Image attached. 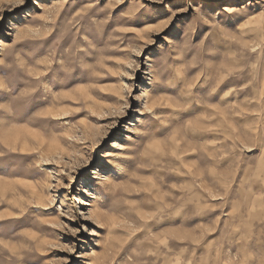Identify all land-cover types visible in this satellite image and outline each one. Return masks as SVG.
Listing matches in <instances>:
<instances>
[{
  "label": "rangeland",
  "instance_id": "rangeland-1",
  "mask_svg": "<svg viewBox=\"0 0 264 264\" xmlns=\"http://www.w3.org/2000/svg\"><path fill=\"white\" fill-rule=\"evenodd\" d=\"M162 2L0 0V112L43 101L0 119V264H261L264 7L205 0L165 36L136 23Z\"/></svg>",
  "mask_w": 264,
  "mask_h": 264
},
{
  "label": "snow or ice",
  "instance_id": "snow-or-ice-1",
  "mask_svg": "<svg viewBox=\"0 0 264 264\" xmlns=\"http://www.w3.org/2000/svg\"><path fill=\"white\" fill-rule=\"evenodd\" d=\"M20 3L23 4L24 0H20ZM165 5L170 6V8L166 7ZM193 6H195L196 8L203 7V10L205 11V13L207 14V12H208V8H207V4L205 3V0H163V2L161 3V5L158 8L153 9V12H154L153 15L148 16L146 20L138 19L136 21V23L138 25L142 24V23H146V22L154 23L157 20L164 19L166 17L171 16V17H174V19L172 20L168 31H166L164 33V35L165 36L169 35L173 30H175L176 33L179 34V31L183 28L184 24H186L189 20L195 19V21H197V22L199 21L200 17H198V16L194 17ZM242 6H243L242 10L249 12V13L252 11H259L261 9V7H264V5L256 4V0H251L250 3H249V0H238V3L235 5V7L241 8ZM173 10H180V11L177 12V11H173ZM211 11L215 12V9H211ZM242 18H243L242 15L237 14V16H236L237 21L239 19H242ZM220 19L227 26L234 27V24L230 23L229 21H225L223 19V16H221ZM177 25H180L179 29L177 28ZM205 31H207V29L205 27L201 26L200 35H202L203 32H205ZM88 34L89 33L87 31V28H86L85 29V35H88ZM92 39L95 40L96 43L101 42L99 40H96L95 36H92ZM65 46H66V44H65ZM34 47L35 46H25L27 51H25L23 54L25 56H27V52L33 51ZM207 47L208 48L218 47V45L216 43L215 33L211 37L208 38ZM61 51H63V49ZM90 55H91L90 52H82L80 55V59L81 60H87ZM56 76H57V70H54L53 74L47 78L45 83L48 85H51L52 87H57L58 85H57L56 80H55ZM80 77H81V73L78 71L76 73V76L73 79L75 80L76 78H80ZM137 82L141 86H147L146 82L142 79H138ZM179 83H180V81H178L173 76L171 79V85H172L171 87H161L159 85H153L152 91L153 92L170 91V92L175 93L177 91V89L179 88ZM191 87H192V85L189 84L188 88L191 89ZM206 91L207 90L203 87H199L197 89V93L200 94L201 96H203ZM26 95H27V93H26ZM184 95L191 98L189 102H191L193 104V110L194 111L198 110L195 107L196 103L198 102L196 100L195 96H193V94L190 91L188 93H185ZM6 99H7V95L4 93H0V102L4 101ZM42 102L43 101L41 99V96L38 95L36 97L35 101L33 102L32 107L27 112L23 113L22 115L17 114L16 117H6L4 113L0 112V119H5V118L23 119V118H26L27 115H29L31 111H33L35 108L40 107ZM188 114H190V113H188ZM175 115L179 116V118H181V119L183 118V116L180 115V113H176ZM145 121H146V123L143 127L145 128L146 135L143 137H137V139H139V140L147 138V135H151L154 132L156 134L163 135L164 131L167 130V129H159V125L156 122L152 121L151 118L146 117ZM121 143H129V142L128 141H121ZM14 159L15 158H8L6 160H0V172H6L11 167ZM121 163H125V161H121ZM102 170L106 171V174H111V175L119 178L115 169L106 167L105 169H102ZM97 195L101 196V197L104 196L103 192H97ZM161 243H164V241H161ZM255 250L258 252V254L261 258V264H264V247H259V248H256ZM24 264H39V261H34V260L29 259V260L24 261Z\"/></svg>",
  "mask_w": 264,
  "mask_h": 264
},
{
  "label": "bare ground",
  "instance_id": "bare-ground-1",
  "mask_svg": "<svg viewBox=\"0 0 264 264\" xmlns=\"http://www.w3.org/2000/svg\"><path fill=\"white\" fill-rule=\"evenodd\" d=\"M18 130H20V129H18ZM25 129H23L22 131H24ZM22 133V132H21ZM11 134V133H10ZM25 137V136H24ZM14 141V140H13ZM43 141V140H42ZM8 142V141H7Z\"/></svg>",
  "mask_w": 264,
  "mask_h": 264
}]
</instances>
